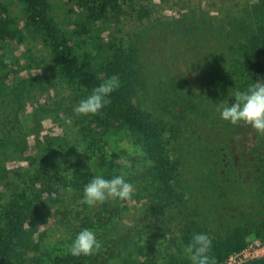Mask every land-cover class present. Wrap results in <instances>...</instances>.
Here are the masks:
<instances>
[{
  "label": "trees",
  "instance_id": "obj_1",
  "mask_svg": "<svg viewBox=\"0 0 264 264\" xmlns=\"http://www.w3.org/2000/svg\"><path fill=\"white\" fill-rule=\"evenodd\" d=\"M17 1L25 14V27L37 36L53 68L71 88L76 97L75 106L87 98L94 87L113 76L118 77L120 87L111 93L108 97L111 102L98 114L79 115L78 132H73V136L40 140V113L33 110L30 114L27 109L32 102L33 83L25 78H14L15 72L4 63L5 50L13 44L22 45L25 34L0 0V154L6 156L18 149L27 152L28 138L35 137V154L27 157L25 172L0 194V264H38L37 258L27 263L28 253L35 245L27 227L34 204L42 195L49 197L63 190L82 201L85 185L96 176L112 179L122 176L123 172L125 176L132 174L130 171L135 169L160 212L180 211L184 197L176 182V160L168 135L172 129L167 130L168 122H164V93L171 87L172 91L187 95L185 99L196 107L200 98L204 99L206 89L231 105L235 103L236 91H245L254 82H264V0H239L223 5L213 17L205 9H199L177 24L160 22L155 33L164 36L187 61L189 73L184 77L196 76L202 84L196 89L187 82L177 83L175 73L170 70L156 76L150 72L154 64L147 62L149 57L142 47L146 46L145 38L154 33L155 27L129 36L128 42L113 37L108 31L111 20H120L123 14L136 15L138 22L144 25L152 9L136 8L141 0H67L87 16L93 28L97 25L94 33L87 32L86 27L78 28V24H74L72 30L60 26L50 0ZM83 32H87L89 40H81ZM202 38L208 39V44L200 45ZM86 43L89 47H84ZM192 66L197 70H190ZM205 77H209L207 84H204ZM214 103L213 100V106L208 105L207 114H198L195 120L199 127L195 138L199 136L202 151L212 155L206 162L208 170L213 175L231 172L242 175L247 169L264 172V136L250 126L223 121L217 111L219 106ZM192 104L187 108L191 109ZM242 128V134L255 133L251 140L260 149L251 152V159L241 154L238 162L237 157H233L236 153L233 146L234 140L243 146L246 138L239 133ZM123 139L131 152L119 150ZM224 177L220 186L229 187L230 179ZM251 189L254 190L253 185ZM96 205L101 208L94 215L87 211L73 241L80 231L88 228L95 233L101 249L92 256L77 258L71 255L69 247L57 254L51 264H89L102 254L114 260L115 247H118L116 226L103 220L107 214L109 218L115 217L112 205L108 201ZM84 208L89 210L87 204ZM250 235L264 241V219H257L254 229H239L222 240H212L209 256L214 258L215 264H221L230 255L245 249ZM111 247L114 250H110ZM135 248L127 264H156V239L147 238L146 245ZM96 264L101 262L96 260ZM246 264H264V258Z\"/></svg>",
  "mask_w": 264,
  "mask_h": 264
},
{
  "label": "rangeland",
  "instance_id": "obj_2",
  "mask_svg": "<svg viewBox=\"0 0 264 264\" xmlns=\"http://www.w3.org/2000/svg\"><path fill=\"white\" fill-rule=\"evenodd\" d=\"M50 1L53 5L54 18L60 26L72 30L73 25L78 24V28L86 27L87 32L92 31L91 33L97 29V25L93 28L87 16L71 2ZM238 1L141 0L135 5L136 8L148 6L152 9L151 16L145 20L144 25L138 22L136 15L123 14L120 20L112 19L107 28L113 37L128 42L129 36H136L143 30H151V27H155L154 33H149L145 38L146 46L142 47L149 57L147 62L154 64L150 70L153 76L170 70L175 73L177 83L187 82L194 89L201 88L202 84L196 76L184 77L189 73L186 69L187 61L182 59L175 47L168 44L164 36L155 33L157 26L160 22L167 21L177 24L185 17H191L192 11L199 9H205L210 13V17H213L223 5H231ZM2 2L7 5L25 34L24 43L13 44L5 50V55L6 59L11 61L8 63V68L15 72L13 77L25 78L33 83L32 102L28 104L27 109L30 114L33 110L40 113L42 131L39 139L45 142L46 138L73 136V132L74 134L78 132L76 122L79 119V115L73 111L75 95L53 68L51 59L37 36L25 27V14L19 2L17 0H2ZM87 32L82 33L81 40H89ZM204 44H208V39L202 38L200 45ZM84 47L89 45L86 43ZM190 70H197L196 66H192ZM176 73L180 74V77H177ZM207 79L209 80V77L203 79L204 84H207ZM168 88V92L164 93L166 97L164 122H168L167 130L172 129V133L168 132V135L176 160V182L183 194L184 204L181 210L175 213L160 212L159 207L153 204L151 194L139 173L132 169L135 173L131 170L132 174L125 176L126 172H123L122 176L126 182L134 186L135 191L128 202L119 199L107 200L112 205L111 212L115 217L109 218V214L103 217L104 222H113L116 226L118 247H115L114 260L108 259L107 254H102L98 259H91L89 264H96V260L101 264H127L129 254L136 249V246L146 245L147 238L157 240L156 264H191L184 248L193 235L207 234L211 241L222 240L225 235L239 229H254L256 220L264 219L263 170L251 172L247 169L242 175H235L232 172L213 175L206 163L212 155L210 157L205 154L200 147V137L197 136L199 141L195 138V130L199 129L195 122L198 114L203 116L207 114L208 105L213 106V100L216 102L214 106L222 105L218 94L205 89L204 99L200 98V104L195 101L199 106L194 107L191 101L185 99L187 95L172 91L171 87ZM188 104H192L191 109L187 108ZM243 131V128L239 130L240 135L246 138L242 143L243 146L241 147V142L238 140H234L235 144L232 145L236 150L233 157H237L238 162L242 157L241 154L251 159L253 157L251 152L260 149L251 140L255 133L250 135L245 131L242 134ZM34 141V136L28 138L27 152L18 149L6 156L0 154V194L8 184L18 180L19 174L25 172L28 167L27 157L35 154ZM118 148L126 153L131 152L124 139L119 143ZM225 175L230 179L229 187L220 186ZM252 185L254 190L251 189ZM34 206L33 211L29 213L27 227L32 233L35 245L28 253L27 263L37 258L38 264H51L57 254L67 250L87 211L94 215L101 208L100 205L92 207L87 205L89 208L87 210L84 208L85 204L65 190L49 197L42 195ZM93 215L92 219H95ZM127 237H129L128 241L125 240ZM248 238L253 240L254 236L250 235ZM111 249L114 250L113 247Z\"/></svg>",
  "mask_w": 264,
  "mask_h": 264
},
{
  "label": "clouds",
  "instance_id": "obj_3",
  "mask_svg": "<svg viewBox=\"0 0 264 264\" xmlns=\"http://www.w3.org/2000/svg\"><path fill=\"white\" fill-rule=\"evenodd\" d=\"M5 59L4 63H10ZM120 87L118 77L113 76L99 86L94 87L92 93L81 100L73 109L77 115H96L111 101L108 97ZM235 103L227 101L217 108L220 118L232 125L250 126L254 132L264 136V82H254L245 91H236ZM135 191L134 186L126 182L123 176L105 179L102 176L94 177L83 189L82 203L89 207L103 204L107 200H129ZM212 248L211 239L207 234H195L185 245L184 252L191 264H215L209 256ZM101 249V243L95 233L85 228L78 233L70 246V253L74 257L92 256Z\"/></svg>",
  "mask_w": 264,
  "mask_h": 264
},
{
  "label": "built area",
  "instance_id": "obj_4",
  "mask_svg": "<svg viewBox=\"0 0 264 264\" xmlns=\"http://www.w3.org/2000/svg\"><path fill=\"white\" fill-rule=\"evenodd\" d=\"M261 258H264V241L254 237L253 240H249L245 249L230 255L221 264H246Z\"/></svg>",
  "mask_w": 264,
  "mask_h": 264
}]
</instances>
